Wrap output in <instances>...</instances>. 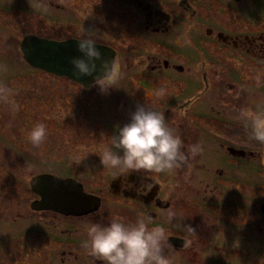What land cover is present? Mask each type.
Instances as JSON below:
<instances>
[{"label": "flooded vegetation", "instance_id": "af4514ba", "mask_svg": "<svg viewBox=\"0 0 264 264\" xmlns=\"http://www.w3.org/2000/svg\"><path fill=\"white\" fill-rule=\"evenodd\" d=\"M130 1L139 8L145 30L170 37L107 44L122 72L109 90L126 122L137 103L162 112L183 139L186 159L171 172L109 168L98 183L59 176L80 182L98 201L77 215L18 216L11 220L18 231L12 241L21 245L24 236L39 231L47 247L37 252L44 255L38 262L106 264L91 254L85 227L113 219L145 220L149 229L163 227L169 235L163 254L170 264H264V174L245 169L239 160L249 157L264 166V144L239 116L243 108L264 110V29L256 28L243 8H235L243 0H223L221 9L231 14V22L223 25L215 23L208 4L196 0H170L167 8ZM167 70L174 74L171 80ZM24 243L32 249L25 239L21 250L31 252ZM23 258L24 264L35 262L30 254Z\"/></svg>", "mask_w": 264, "mask_h": 264}, {"label": "rangeland", "instance_id": "374dc122", "mask_svg": "<svg viewBox=\"0 0 264 264\" xmlns=\"http://www.w3.org/2000/svg\"><path fill=\"white\" fill-rule=\"evenodd\" d=\"M142 1L159 8H167L170 3ZM196 1L208 4L216 24L231 22L229 10L221 9L226 7L223 0ZM235 8H243L253 16L256 28L264 29V0H243ZM141 19L139 8L130 0H0V264H5V253L7 264L16 260L24 264L27 254L33 264H44L37 261L44 258L37 252L47 247L43 233L32 230L18 246L12 241L18 232L12 219L60 216L55 211L30 209V202L37 197L29 187L31 176L47 172L98 183L109 170L99 156L106 138L126 122L110 90L102 92L99 86L84 89L65 77L32 68L21 58L20 40L29 33L53 40L80 38L83 29L96 30L98 43L109 45L169 40L167 34L145 30ZM263 72L261 69V77ZM165 74L168 80L174 76L171 70ZM261 100L263 103L264 97ZM37 123L45 124L47 138L34 146L26 132ZM243 147L245 151L251 148L247 143ZM239 160L245 169L257 168L264 174L260 160ZM25 239L32 249L27 243L24 248L31 252L21 250ZM259 247L256 243V249Z\"/></svg>", "mask_w": 264, "mask_h": 264}, {"label": "clouds", "instance_id": "9594fccd", "mask_svg": "<svg viewBox=\"0 0 264 264\" xmlns=\"http://www.w3.org/2000/svg\"><path fill=\"white\" fill-rule=\"evenodd\" d=\"M97 36L96 30L83 29L81 37L75 39L79 55L71 56L69 62L76 77L99 72L94 83L106 93L121 78L122 72L118 62L102 56L97 47ZM160 94L165 95L166 90L161 89ZM239 116L250 123L253 138L264 144V110L243 108ZM26 138L34 146L41 145L47 138L45 124L33 125L26 132ZM183 144V139L166 122L162 112L137 103L127 122L106 138L99 156L103 164L121 173L171 172L186 159ZM198 150V146L193 147V151ZM173 215L175 213H169L170 218ZM85 230L91 254L106 264H170L163 254L169 238L163 227L149 229L145 220L128 224L121 219H113L106 224L93 222Z\"/></svg>", "mask_w": 264, "mask_h": 264}, {"label": "water", "instance_id": "95a60500", "mask_svg": "<svg viewBox=\"0 0 264 264\" xmlns=\"http://www.w3.org/2000/svg\"><path fill=\"white\" fill-rule=\"evenodd\" d=\"M75 39L77 38L53 40L32 33L26 34L19 43L21 58L32 68L57 77H65L84 88H89L95 84L94 78L100 73L80 77L73 75L69 58L79 55ZM97 47L104 58H112L115 61V50L111 46L98 43ZM29 187L38 196L30 202V209L33 211L50 210L77 215L90 210L93 207L92 202L98 201L95 196L84 192L82 184L72 177L39 173L30 178ZM95 203L97 205V202Z\"/></svg>", "mask_w": 264, "mask_h": 264}, {"label": "bare ground", "instance_id": "6f19581e", "mask_svg": "<svg viewBox=\"0 0 264 264\" xmlns=\"http://www.w3.org/2000/svg\"><path fill=\"white\" fill-rule=\"evenodd\" d=\"M264 146V145H263Z\"/></svg>", "mask_w": 264, "mask_h": 264}]
</instances>
